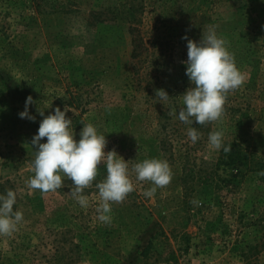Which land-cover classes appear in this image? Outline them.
Masks as SVG:
<instances>
[{
    "label": "rangeland",
    "instance_id": "1",
    "mask_svg": "<svg viewBox=\"0 0 264 264\" xmlns=\"http://www.w3.org/2000/svg\"><path fill=\"white\" fill-rule=\"evenodd\" d=\"M209 25L247 74L211 132L264 163V0H0V195L16 191L14 211L24 217L0 235V264H264V167L217 166L209 134L192 143L195 126L179 120L190 83L183 37L199 42ZM130 27L144 41L137 58ZM28 96L35 121L19 115ZM65 106L77 141L91 123L106 136L105 152L114 148L130 170L144 159L168 161L171 183L148 198L151 183L132 173L135 190L112 204L110 224L96 212L103 163L83 192L87 208L63 174L55 192L30 191L37 109L46 116ZM192 149L195 179H185L181 156Z\"/></svg>",
    "mask_w": 264,
    "mask_h": 264
},
{
    "label": "clouds",
    "instance_id": "2",
    "mask_svg": "<svg viewBox=\"0 0 264 264\" xmlns=\"http://www.w3.org/2000/svg\"><path fill=\"white\" fill-rule=\"evenodd\" d=\"M187 40L186 75L194 87H189L182 95L183 105L179 111V120L187 125H207L219 121L225 112L228 94L240 89L247 80V74L236 65L234 54L228 50V41L218 36L215 25H209L202 32L199 42ZM156 97L167 102L170 98L163 89L156 90ZM34 103L31 96L27 97L25 110L19 113L21 118L35 121L29 114L28 106ZM51 106V105H50ZM49 106V107H50ZM43 117L38 132L32 138L35 158L32 162L34 176L26 181L27 188L39 190L42 194L55 192L64 186L62 175L72 181L69 195L82 208L89 206V198L83 195L86 188L95 181L99 165L106 166L107 176L95 185L98 189L99 205L96 208L97 219L103 224L112 220V204L122 203L135 190L131 174L140 182H150L152 187L143 195L148 198L155 196L158 189L166 188L173 178V172L166 160L144 159L132 165L120 156L113 148L105 152L106 136L99 134L91 124H83L80 139L77 141L72 128V120L66 116L71 111L65 106L61 111L56 107L54 113L45 116L43 110L37 109ZM170 112L169 115H174ZM195 127H189L187 136L192 143L200 139ZM46 138L45 143L41 140ZM209 146L215 150L228 153L232 146H225L223 131H212L208 136ZM264 175V172L259 173ZM17 192L8 189L6 195H0V235L11 236L24 217L21 211H14ZM198 204V201H190Z\"/></svg>",
    "mask_w": 264,
    "mask_h": 264
},
{
    "label": "trees",
    "instance_id": "3",
    "mask_svg": "<svg viewBox=\"0 0 264 264\" xmlns=\"http://www.w3.org/2000/svg\"><path fill=\"white\" fill-rule=\"evenodd\" d=\"M138 29L136 27H130V32L133 35V56L135 58L139 57L141 54L140 51H138L142 46H143V39L140 37L139 33L137 32ZM140 53V54H139ZM189 87H194L193 84L188 83L186 86V89ZM212 123H209L207 125H198L195 122H193V126H195L198 130V132L205 136H208V134L211 132V126ZM175 133V130L173 131L172 135ZM167 136V135H165ZM171 136V135H170ZM171 139V138H170ZM167 138H162L161 139V144H162V150L167 151L171 144L168 142ZM167 143V145H166ZM225 146L231 145L232 150L228 153H225L223 149L219 151V157L217 161V166H231L234 168H240V167H246L247 169H252V168H258L259 170H262L264 167V163L256 160V156L253 152H250L248 149L244 148L236 139L235 140H229V141H224ZM192 152H195L193 149L192 151H187L185 155H182V168L184 172L185 179L190 178V179H195L194 171L191 167V154ZM190 168V169H189ZM255 170V169H253Z\"/></svg>",
    "mask_w": 264,
    "mask_h": 264
}]
</instances>
